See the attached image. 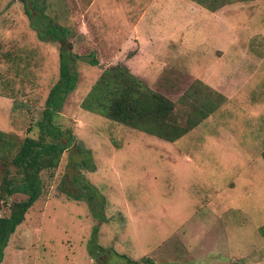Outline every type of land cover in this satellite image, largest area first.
Segmentation results:
<instances>
[{
	"label": "rangeland",
	"instance_id": "rangeland-1",
	"mask_svg": "<svg viewBox=\"0 0 264 264\" xmlns=\"http://www.w3.org/2000/svg\"><path fill=\"white\" fill-rule=\"evenodd\" d=\"M48 2L56 20L74 30L69 42L80 57L78 86L54 114L73 141L53 178L43 173L45 191L11 236L2 264H121L115 252L158 264H264L263 0L232 5L234 31L215 29L191 6L181 15L187 24L168 37L156 32L158 23L167 28L166 14L155 25L151 15L145 26L137 23L151 0ZM167 10L179 20V7ZM60 50L59 42L37 36L21 0H0V130L8 137H38L60 77ZM117 64L179 109L198 79L225 98L168 141L82 107L102 71ZM2 173L0 167V181ZM80 175L104 201L95 211L68 194L82 191ZM25 198L12 195L2 215ZM96 226L107 249L98 260L88 252Z\"/></svg>",
	"mask_w": 264,
	"mask_h": 264
},
{
	"label": "trees",
	"instance_id": "trees-1",
	"mask_svg": "<svg viewBox=\"0 0 264 264\" xmlns=\"http://www.w3.org/2000/svg\"><path fill=\"white\" fill-rule=\"evenodd\" d=\"M21 1L37 36L43 41L60 43V77L47 97L43 118L38 123V137L26 136L17 141L8 137L7 132L0 130V167L3 169L0 181V264L4 260L11 236L24 221L29 208L45 191L47 182L43 173H48V179L53 178L64 152L73 141L70 130L62 129L55 123L54 114L63 109L67 97L76 90L79 81L76 60L80 57L73 51V46L69 42L71 36L75 35L74 30L56 20L51 13L48 0ZM194 1L210 10H216L218 4L222 2ZM89 62L98 64L96 59H90ZM187 96L188 98L182 99L187 108L179 109L176 102L151 88L127 65L117 64L102 71L82 101V107L147 134L174 141L212 114L225 98L222 93L199 79L189 89ZM14 148L15 152L12 155ZM87 158L91 160L90 156ZM262 158L264 161V150ZM80 163H86V160ZM76 181L81 184L82 191L79 195L68 193L69 195L77 199H86L93 211L98 202L104 204L95 185L82 175L77 177ZM14 194H23L26 198L11 206L10 215H2L4 204ZM95 213L102 217L100 212ZM98 233L99 229L96 226L88 242V252L96 260L107 252L98 241ZM260 233L264 235V225L260 227ZM115 254L121 260V264H158L151 257L136 260L126 254L117 252Z\"/></svg>",
	"mask_w": 264,
	"mask_h": 264
},
{
	"label": "crops",
	"instance_id": "crops-1",
	"mask_svg": "<svg viewBox=\"0 0 264 264\" xmlns=\"http://www.w3.org/2000/svg\"><path fill=\"white\" fill-rule=\"evenodd\" d=\"M220 1L222 2L218 4V8L216 10H210L194 0H151V4H150L152 6L151 12H149L148 14V11H143V9L140 8L139 10L140 16L137 18V23L140 24L145 22L144 23L145 26L146 21L151 15V25H155L159 22V15L166 14L168 17L170 16V18L168 19L169 22L167 28H164L161 24L158 23V25L156 26L158 28V31L156 32L158 33V35H165L168 37L169 33L180 29L182 27L181 25L187 24V19H185L181 15L187 14L189 12L188 8H190L191 6H195L197 7L198 10H200L202 14L201 15L202 18H205L204 21H209V24L213 26L215 29L217 27L225 26L227 28L226 29L227 31H234L235 30L234 23L236 21L232 18L231 15L232 5L236 3L252 4L253 1H257V0H220ZM178 3H183V5H179ZM168 7L171 9H175V7H179L177 14L179 16V20L175 19V16H173L172 13H170L169 10H167ZM262 9L264 10V0L262 2ZM164 11H168V12H164ZM263 22H264V18H263ZM239 24L240 22H237V25ZM244 24L247 25L248 23L245 22ZM255 37L258 36H254L253 39H255ZM237 40H238V36L236 37V41ZM231 41L232 43H234L235 39L231 38Z\"/></svg>",
	"mask_w": 264,
	"mask_h": 264
}]
</instances>
